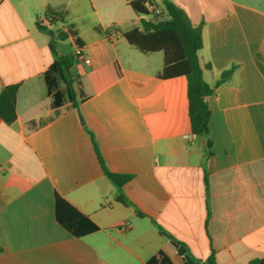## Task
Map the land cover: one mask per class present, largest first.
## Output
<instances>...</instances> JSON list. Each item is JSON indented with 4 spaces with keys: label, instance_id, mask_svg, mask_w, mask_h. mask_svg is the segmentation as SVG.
<instances>
[{
    "label": "crops",
    "instance_id": "crops-1",
    "mask_svg": "<svg viewBox=\"0 0 264 264\" xmlns=\"http://www.w3.org/2000/svg\"><path fill=\"white\" fill-rule=\"evenodd\" d=\"M170 1L201 23L208 85L235 65L206 97L210 154L190 130L185 77H160L162 51L120 36L148 19L126 0H0V90L19 83L16 118H0V264H143L160 253L182 264L166 233L195 260L264 257V0ZM36 22L75 31L79 46L57 50L82 55L69 67L77 108L50 103L43 72L55 55ZM111 61L122 76L97 88L91 74ZM92 139L127 182L105 175ZM56 197L63 218L96 228L70 233Z\"/></svg>",
    "mask_w": 264,
    "mask_h": 264
},
{
    "label": "trees",
    "instance_id": "trees-1",
    "mask_svg": "<svg viewBox=\"0 0 264 264\" xmlns=\"http://www.w3.org/2000/svg\"><path fill=\"white\" fill-rule=\"evenodd\" d=\"M136 14L148 15L147 2L155 0H126ZM160 6L164 16L162 18L141 19L139 25L133 26L127 31H120V36L129 44L136 47L141 52L163 53V64L159 76L168 78L183 75L186 79V99L187 112L189 117L190 130L196 136L204 138L207 153L210 154L211 139L208 133V120L210 109L206 97L210 95L214 88L220 83L230 78L235 65H230L223 70L214 86L208 85L202 76V66L198 58V50L202 47L201 23L192 24L186 12L171 2L170 0H161ZM50 21H53L50 19ZM36 26L48 37V47L54 53L55 58L52 63L43 72L46 91L51 100V105L56 107L69 101L77 108L78 100L73 90L69 67L79 60L81 54H59L57 50V40L69 39L72 43L79 46V40L75 36L72 25L65 28H59L54 31L36 22ZM97 31H101L99 26H95ZM107 33V30L106 32ZM207 67L209 65H206ZM122 76V70L117 61H111L91 74L92 80L97 88H102ZM86 79V78H85ZM19 83L5 85L0 90V118L10 123L16 118V99ZM90 94V90L85 93L80 92V99ZM92 144L96 152L98 161L105 175L117 186L127 182L131 175L110 172L99 153L95 141ZM116 199L125 202L120 192L116 194ZM58 199L56 197V219L70 233L80 236L87 229L96 227L90 223L85 228L83 221H88L86 217L75 213L70 217H62L57 208ZM118 225V224H116ZM168 238L178 244L172 235L166 233ZM184 246V245H183ZM185 248V247H184ZM189 256V255H188ZM165 257L159 254L158 257L151 256L143 264H164ZM98 264H107L99 260ZM182 264H218L213 251L204 259L195 260L190 256L182 258ZM250 264H264V257L254 259Z\"/></svg>",
    "mask_w": 264,
    "mask_h": 264
},
{
    "label": "built area",
    "instance_id": "built-area-1",
    "mask_svg": "<svg viewBox=\"0 0 264 264\" xmlns=\"http://www.w3.org/2000/svg\"><path fill=\"white\" fill-rule=\"evenodd\" d=\"M146 6H147L148 11L150 12V14L153 17L158 18V19L162 18V16H163L162 7L156 1H149V2H147ZM77 53H80L79 48L76 49L75 54H77ZM81 58H82V55L80 56L79 59H81Z\"/></svg>",
    "mask_w": 264,
    "mask_h": 264
},
{
    "label": "rangeland",
    "instance_id": "rangeland-1",
    "mask_svg": "<svg viewBox=\"0 0 264 264\" xmlns=\"http://www.w3.org/2000/svg\"><path fill=\"white\" fill-rule=\"evenodd\" d=\"M41 9V8H40ZM143 18H149L150 14L148 15H141ZM57 48L62 50L64 53H67L70 50L69 42L66 39L58 40L57 41Z\"/></svg>",
    "mask_w": 264,
    "mask_h": 264
},
{
    "label": "water",
    "instance_id": "water-1",
    "mask_svg": "<svg viewBox=\"0 0 264 264\" xmlns=\"http://www.w3.org/2000/svg\"><path fill=\"white\" fill-rule=\"evenodd\" d=\"M170 242H171V243L177 248V251H178L180 254H182V257H183V258H188V257H189V256H188V253L185 251V248H184L183 245L178 244V243H176V242L173 241V240H171Z\"/></svg>",
    "mask_w": 264,
    "mask_h": 264
}]
</instances>
